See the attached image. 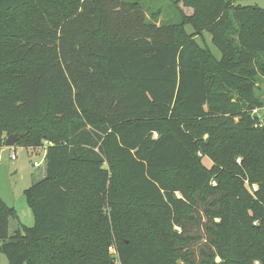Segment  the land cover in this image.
<instances>
[{
  "label": "trees",
  "instance_id": "trees-1",
  "mask_svg": "<svg viewBox=\"0 0 264 264\" xmlns=\"http://www.w3.org/2000/svg\"><path fill=\"white\" fill-rule=\"evenodd\" d=\"M169 1L0 0V145L47 144L34 225L0 197L9 264H264V8Z\"/></svg>",
  "mask_w": 264,
  "mask_h": 264
},
{
  "label": "rangeland",
  "instance_id": "rangeland-1",
  "mask_svg": "<svg viewBox=\"0 0 264 264\" xmlns=\"http://www.w3.org/2000/svg\"><path fill=\"white\" fill-rule=\"evenodd\" d=\"M154 1L156 2L151 3L150 9H146L149 19L151 18L153 12L158 11V8L162 7L161 15L158 14L157 21L159 23L167 20L172 22L175 15L169 8L170 1ZM139 2L145 4V0H139ZM237 4L242 6H258L264 8V0H239ZM187 12L190 13L188 10ZM204 38L206 43L210 44V37L207 33H205ZM211 49L214 54L220 56L216 47L211 46ZM262 58L264 60V56ZM260 85L264 89V83H260ZM253 116L256 118V126H262L264 124V107L258 108L257 112L253 111ZM200 134L204 135V138H207L208 134L205 133V125H203L202 129H200ZM7 137L4 139V142ZM4 142L0 145V197L9 207L14 208L17 211L24 225L32 227L34 225V218L25 193L26 190L44 179L46 176L47 159L45 162L43 159L47 149V144L45 143L44 146H33L27 148L20 145L6 147ZM13 155L17 157L15 160H12L11 158ZM35 162L41 163L42 166L38 168L34 167ZM202 210L203 206L200 205L196 215V221L191 223L189 228L191 233L190 235H196L201 238L199 241L192 244V250L195 254L194 258L198 262L202 259V253L210 248L206 237V225L208 224V219L204 216ZM152 214L155 234L159 238L166 237L170 228L168 211L157 210ZM17 228L18 225L16 221L13 220L12 227L10 229L12 234H14ZM110 253L112 255V261H115L114 256L116 253L113 248L110 250ZM0 264H9L7 256L3 253H0ZM255 264L259 263L256 262Z\"/></svg>",
  "mask_w": 264,
  "mask_h": 264
},
{
  "label": "water",
  "instance_id": "water-1",
  "mask_svg": "<svg viewBox=\"0 0 264 264\" xmlns=\"http://www.w3.org/2000/svg\"><path fill=\"white\" fill-rule=\"evenodd\" d=\"M22 136L23 135L20 133H14L9 135L5 141V146L14 147L18 143V141L22 138Z\"/></svg>",
  "mask_w": 264,
  "mask_h": 264
},
{
  "label": "built area",
  "instance_id": "built-area-1",
  "mask_svg": "<svg viewBox=\"0 0 264 264\" xmlns=\"http://www.w3.org/2000/svg\"><path fill=\"white\" fill-rule=\"evenodd\" d=\"M254 112H257V110H255ZM11 158H12V160H15L17 157L15 155H13ZM45 160H46V152H45L43 161L45 162ZM41 166H42L41 163H38V162H35L34 163V167H37L38 168V167H41Z\"/></svg>",
  "mask_w": 264,
  "mask_h": 264
},
{
  "label": "crops",
  "instance_id": "crops-1",
  "mask_svg": "<svg viewBox=\"0 0 264 264\" xmlns=\"http://www.w3.org/2000/svg\"><path fill=\"white\" fill-rule=\"evenodd\" d=\"M45 176V175H44ZM22 222V221H21ZM23 223V222H22ZM11 227H12V222H11ZM10 234H12V232L10 231Z\"/></svg>",
  "mask_w": 264,
  "mask_h": 264
}]
</instances>
